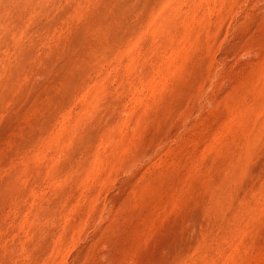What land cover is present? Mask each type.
<instances>
[{"label": "rangeland", "instance_id": "374dc122", "mask_svg": "<svg viewBox=\"0 0 264 264\" xmlns=\"http://www.w3.org/2000/svg\"><path fill=\"white\" fill-rule=\"evenodd\" d=\"M0 264H264V0H0Z\"/></svg>", "mask_w": 264, "mask_h": 264}]
</instances>
